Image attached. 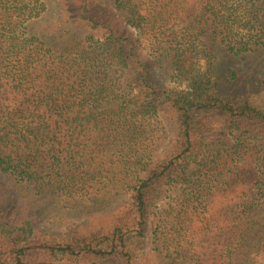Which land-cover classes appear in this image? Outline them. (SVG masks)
<instances>
[{"label": "trees", "instance_id": "1", "mask_svg": "<svg viewBox=\"0 0 264 264\" xmlns=\"http://www.w3.org/2000/svg\"><path fill=\"white\" fill-rule=\"evenodd\" d=\"M58 1L65 12L42 40L31 25L48 21L46 3L0 0V187L31 213L14 220L0 202V264H140L135 246L153 227L156 264L264 260V111L188 67L215 39L235 57L264 51V0ZM179 25L170 57L185 92L150 71ZM178 183L184 196L155 225ZM38 210L71 232L39 230Z\"/></svg>", "mask_w": 264, "mask_h": 264}, {"label": "rangeland", "instance_id": "2", "mask_svg": "<svg viewBox=\"0 0 264 264\" xmlns=\"http://www.w3.org/2000/svg\"><path fill=\"white\" fill-rule=\"evenodd\" d=\"M41 2L47 4L48 8L52 10V14H50L46 23L42 24L39 22L37 24H32L31 31L33 34H37L42 40H46L50 39L52 36L50 33V26L53 27L58 24L57 18L60 13L65 12V7H62V10H60V2L58 0H41ZM196 3L198 8V4H202V2L200 3L198 0H196ZM69 25L70 24H66L63 28L66 26L69 27ZM183 26L184 25L176 26L168 38V43H166V65L164 63L150 64V71L154 80L165 89H172L180 92L187 91L189 83L186 81L185 77L176 76L170 56L174 53L173 50L177 49V43L184 34L182 30ZM76 33L81 34L79 31ZM89 33L93 34L94 37L98 36L95 31L90 30ZM81 35L83 38V34ZM145 51L146 53H143L146 57L149 60H153L151 54H155L154 50L145 47ZM200 51L199 54L192 58L193 61L198 58L197 63L194 64L191 61V67L188 66L192 73L198 72L196 77L203 75L206 76L207 79L210 78L212 82H217L219 84L221 91L232 89V93L234 94L247 95L254 106L264 111V51L256 52L257 50H255L256 53L243 54L235 57L228 53L217 39L208 44L206 51H203L202 48ZM190 57H192L190 54L184 56V58ZM174 119H176L174 110L169 105H166V129H164L165 135L160 146V148L166 146V152L174 145H172V143L173 140H175V130L177 127ZM156 127L163 128V125L160 123V125H156ZM183 187L184 186L178 183L176 186L173 185L169 187L167 192L166 189L164 190V193L151 211V218L152 221L155 222V225L158 226L159 219H166V203L174 207L178 200V196L180 195L181 198L184 196ZM2 190L3 188L0 187V202L5 209L7 217L14 215V220H16L25 215V212L31 214L25 204L19 202L16 197L11 198L8 194L3 193ZM51 200L57 201L58 199L54 197ZM71 201V199L66 198L62 202L69 203ZM76 201L80 202L79 200H73V203ZM51 208L55 207L52 206ZM168 210L170 211V209ZM61 216L62 215L56 211L47 213L45 210H38V218L35 222V226L43 231L47 230L53 233L69 234L72 229V224H63V218ZM86 217L87 216H84L83 218L86 219ZM107 218L106 215L93 217L89 223L92 225L106 224ZM8 221L12 222L10 218H8ZM1 223L0 221V224ZM153 236L154 227L149 230L146 239L135 246V254L140 264H156L153 249L158 243L155 242ZM258 264H264V260L258 259Z\"/></svg>", "mask_w": 264, "mask_h": 264}]
</instances>
